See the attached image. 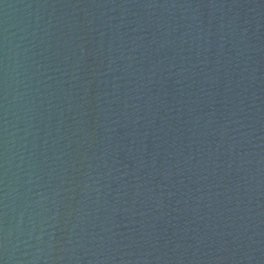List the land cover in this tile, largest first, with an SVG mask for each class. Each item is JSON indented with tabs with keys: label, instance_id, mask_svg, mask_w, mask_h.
I'll return each mask as SVG.
<instances>
[{
	"label": "water",
	"instance_id": "95a60500",
	"mask_svg": "<svg viewBox=\"0 0 264 264\" xmlns=\"http://www.w3.org/2000/svg\"><path fill=\"white\" fill-rule=\"evenodd\" d=\"M0 264H264V0H0Z\"/></svg>",
	"mask_w": 264,
	"mask_h": 264
}]
</instances>
